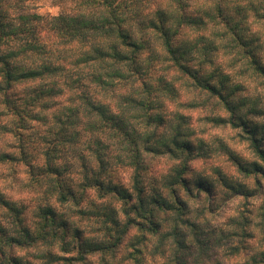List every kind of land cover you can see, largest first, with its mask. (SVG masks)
<instances>
[{
    "label": "clouds",
    "instance_id": "obj_1",
    "mask_svg": "<svg viewBox=\"0 0 264 264\" xmlns=\"http://www.w3.org/2000/svg\"><path fill=\"white\" fill-rule=\"evenodd\" d=\"M0 264H264V0H0Z\"/></svg>",
    "mask_w": 264,
    "mask_h": 264
}]
</instances>
